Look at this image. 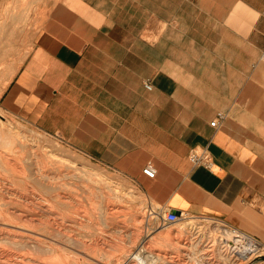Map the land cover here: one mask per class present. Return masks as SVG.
<instances>
[{
    "label": "crops",
    "instance_id": "obj_1",
    "mask_svg": "<svg viewBox=\"0 0 264 264\" xmlns=\"http://www.w3.org/2000/svg\"><path fill=\"white\" fill-rule=\"evenodd\" d=\"M262 56L264 0H49L1 105L160 211L264 241ZM201 149L210 169L190 161Z\"/></svg>",
    "mask_w": 264,
    "mask_h": 264
},
{
    "label": "rangeland",
    "instance_id": "obj_2",
    "mask_svg": "<svg viewBox=\"0 0 264 264\" xmlns=\"http://www.w3.org/2000/svg\"><path fill=\"white\" fill-rule=\"evenodd\" d=\"M48 3L49 0H0L1 119L26 141L23 148L16 147V156L25 168L34 166L33 153L43 159L50 154L49 171L58 184L47 192L36 185L38 194L48 197L52 204V212L46 216L50 227L39 230L40 245L29 251L19 239L7 241L9 252L31 254L39 264H138L131 255L139 250L148 256L159 254L167 261L163 264H264V241L257 239L258 250L242 259L231 253L219 231L222 225L232 226L216 219L182 213V219L162 225L160 216L164 211L148 199L133 178L90 159L59 137L3 108L1 95L30 54L34 35L45 21ZM6 174L0 160V180ZM58 192L67 196L63 203L53 199ZM187 222L194 226H186ZM189 244H196L194 251L208 262L191 259L187 254Z\"/></svg>",
    "mask_w": 264,
    "mask_h": 264
},
{
    "label": "bare ground",
    "instance_id": "obj_3",
    "mask_svg": "<svg viewBox=\"0 0 264 264\" xmlns=\"http://www.w3.org/2000/svg\"><path fill=\"white\" fill-rule=\"evenodd\" d=\"M25 142L24 137L15 128L1 119L0 114V147H4L0 150V160L8 171V174L0 180V264H39V261L31 254L17 255L9 252L5 247V242H15L19 239L27 250L34 249L40 245L39 236L41 233L39 230L43 228L48 230L50 227L46 216L52 212V204L48 197L38 194L36 185H41L46 192L53 190L55 185H58L55 182V176L49 171L50 164H52L51 156L49 154L43 159L33 153L35 156L34 166L26 169L16 156L17 145L23 148ZM64 194L58 192L53 199L63 203L67 198ZM180 219H182V215L179 216L178 220ZM185 224L190 228L194 226V223L187 222ZM222 226L219 231L224 235L222 240L231 248V253H234L233 255L238 258H249L248 255H252L250 250H254L253 247L257 248V244L241 234L238 236L240 239L234 238L232 231ZM21 238L26 239L21 240ZM241 239L247 241V244H242ZM193 246L190 245L188 256L191 259L208 262L203 258V255L194 251ZM131 258L138 264L167 262L159 254L151 253V256H148L141 250L133 253Z\"/></svg>",
    "mask_w": 264,
    "mask_h": 264
},
{
    "label": "built area",
    "instance_id": "obj_4",
    "mask_svg": "<svg viewBox=\"0 0 264 264\" xmlns=\"http://www.w3.org/2000/svg\"><path fill=\"white\" fill-rule=\"evenodd\" d=\"M262 57H264V56H262ZM145 86H146V88L150 89L151 88L150 82H147L145 84ZM211 125H213V126L216 125V120L215 119L213 121H211ZM190 161H191V163L193 165H200V166H203V167H205L207 169H210L211 166H212L211 156H210L209 152L206 149H201L198 152L192 153L190 155ZM143 171H144V173H146L149 176H153L154 175V171L150 167H145L143 169ZM165 210H166V213H165ZM163 211L164 212L160 216V220L162 222V225L176 222L178 220L179 216L182 215V213L177 214L176 211H174L172 209H164ZM228 229L232 231V233L234 235L233 236L234 238L240 239V238H238V236L241 234L244 237L254 241L257 244V248L253 247L254 250H250V252L258 250V248L260 246V244H259L260 242L257 239H255L253 236L241 231L240 229H238L236 227H229ZM240 242L242 244H245V243L247 244V241H244L242 239H241Z\"/></svg>",
    "mask_w": 264,
    "mask_h": 264
},
{
    "label": "water",
    "instance_id": "obj_5",
    "mask_svg": "<svg viewBox=\"0 0 264 264\" xmlns=\"http://www.w3.org/2000/svg\"><path fill=\"white\" fill-rule=\"evenodd\" d=\"M176 213H177V214H179V212H178V211H176Z\"/></svg>",
    "mask_w": 264,
    "mask_h": 264
}]
</instances>
